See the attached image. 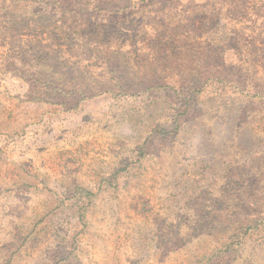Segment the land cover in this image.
Returning <instances> with one entry per match:
<instances>
[{
  "label": "rangeland",
  "instance_id": "374dc122",
  "mask_svg": "<svg viewBox=\"0 0 264 264\" xmlns=\"http://www.w3.org/2000/svg\"><path fill=\"white\" fill-rule=\"evenodd\" d=\"M83 1L0 3V264L189 262L190 255L184 258L178 243L157 251L163 241L144 237L162 227L174 205L185 202L186 193L175 202L174 191L182 182L174 178L191 170L190 158H201L204 152L194 146L184 151L175 140L171 158L164 153L171 139L157 132L171 127L173 109L188 104L190 117L206 119L219 98L227 106L229 97L239 98V89L228 80L211 82L190 103L188 93L180 92L188 89V82L180 86L179 97L173 91L140 90L134 52L112 41L101 44L128 83L114 80L101 62L77 65V80L61 83L53 67L57 61L45 59L44 53L56 49L67 59L81 55L83 39L91 37L87 32L105 22L103 11L94 16L80 11ZM210 1L180 0L170 3L163 15L161 8L151 14L145 9L144 18L162 27L168 24V31L179 23L181 39L202 18L201 45L183 43V56L210 48L227 64L201 65L203 70H194L187 81L211 70L240 77L251 91L254 84L264 86L253 72L264 53V7L250 2L234 9L227 0ZM254 34L259 38L251 41L248 35ZM218 40H224L223 46H217ZM40 53L44 59L34 56ZM234 64L241 66L240 72L227 74ZM184 68L181 78L187 77ZM251 111L260 112L256 119L264 118L262 105L246 110ZM231 162L221 157L215 166L229 167ZM116 168L120 174L109 185Z\"/></svg>",
  "mask_w": 264,
  "mask_h": 264
},
{
  "label": "trees",
  "instance_id": "16d2710c",
  "mask_svg": "<svg viewBox=\"0 0 264 264\" xmlns=\"http://www.w3.org/2000/svg\"><path fill=\"white\" fill-rule=\"evenodd\" d=\"M179 1L84 0L83 3L86 4L80 5L82 7L79 10L88 16L103 11L106 15L101 16V21L105 22L87 32L91 37L83 39L81 55H73L67 59L61 52L52 49L44 53L45 59L57 61L53 67L57 68L55 72L60 75L59 80L64 84L77 80V65L84 63L89 66L94 62H101L106 66L114 80L128 83V79H123L126 73H120L119 65L114 63L109 56L110 52L104 50L101 44L107 45L106 42L112 41L118 42L120 47L129 45L128 51L134 52L133 59L139 70L136 82L140 90L153 89L156 91L153 93H157V90L163 93L173 91L179 97L180 86L188 82L185 84L189 85L188 89L180 92L188 93L186 101L190 103L203 95L204 86L211 82L228 80L239 89V98L229 97L227 106H222V98H219L211 107L213 115L206 119L190 117L192 109L188 104L181 110L173 109L171 127L160 128L157 132L158 135L171 139L164 147V150L167 149L164 151L165 155L169 154L171 158H175V140L181 143L184 151L194 146L202 150L204 155L201 158L191 157L193 168L183 170L179 177L174 178V181L182 182V187H177L174 191L175 202L180 203L186 193L185 202L180 206L174 205L173 208L176 209L172 208L167 212L162 227L150 233L151 237L144 238L162 240V246L155 248L157 251L160 247L168 249L178 243L179 251L185 252L184 258L186 254L190 255L189 262L183 264H264V118L256 119L259 111L246 112L247 109H254L256 104L264 108V86L254 84L251 91L243 83V79L232 78V74L228 73H239L241 70V66L236 64L231 71L225 70L228 75L210 70L206 77L187 81L188 77L195 74L194 70L197 71L199 67L203 70L201 65L220 67L227 63L222 62L223 57L217 50L210 48L207 53L197 51L183 56V43L188 42L189 46L195 44L197 47L201 45L198 32L203 27L202 18L197 20L199 22H193L192 29L185 34L184 39L180 38L179 23L173 24L168 31V24L162 27L157 25L159 22L145 21V9L151 14L154 11L158 13L161 8L163 15L170 3L176 5ZM221 2L222 0L210 1ZM250 2L260 3L264 7V0H227V3L235 5L234 9L242 8L243 4L245 6ZM94 3L114 4L105 7ZM132 3L138 5L131 8ZM95 24V21L90 22V26ZM124 36L127 39L120 41ZM248 37L251 41L259 38L256 34ZM101 38L104 39L101 41ZM223 41L218 40L217 46H223ZM261 53L260 59H256L260 60V64L253 70L258 80H264V53ZM34 56L44 59L41 53ZM67 63L75 64V67H70ZM182 65L185 67L183 73L187 74L184 78H181ZM233 98L236 99L235 102H232ZM221 157L231 159L233 165L217 168L215 161H219ZM120 170L116 168L110 175L109 185L117 180ZM103 180L106 182L107 179Z\"/></svg>",
  "mask_w": 264,
  "mask_h": 264
}]
</instances>
